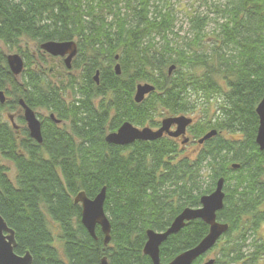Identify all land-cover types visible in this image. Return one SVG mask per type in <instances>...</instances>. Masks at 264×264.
Returning <instances> with one entry per match:
<instances>
[{"label":"trees","instance_id":"trees-1","mask_svg":"<svg viewBox=\"0 0 264 264\" xmlns=\"http://www.w3.org/2000/svg\"><path fill=\"white\" fill-rule=\"evenodd\" d=\"M158 1L0 0V43L7 50L23 39L38 47L77 46L72 69L79 74L62 89L43 69L45 54L19 51L24 70L14 79L0 48L6 99L0 104V216L14 232V253L28 252L33 264H99L103 257L108 264H152L142 252L146 231L164 232L184 209L198 208L220 178L224 199L216 221L228 230L212 249L218 253L213 264H264V150L255 144V108L264 93V0L213 5L219 17L208 50L207 17L191 16V37L171 45L175 17ZM138 84L154 87L139 104L133 101ZM19 100L48 113L37 115L40 144L6 119V112L20 109ZM182 115L192 118L191 141L218 133L191 152L168 136L124 147L104 140L124 122L155 130L162 119ZM16 120L25 124L21 115ZM4 162L13 165V180ZM102 188L107 246L99 227L96 239L88 234L73 202L79 192L93 199ZM207 232L200 220L186 223L162 243L160 262L193 248ZM193 264H204V256Z\"/></svg>","mask_w":264,"mask_h":264},{"label":"water","instance_id":"water-1","mask_svg":"<svg viewBox=\"0 0 264 264\" xmlns=\"http://www.w3.org/2000/svg\"><path fill=\"white\" fill-rule=\"evenodd\" d=\"M40 49L47 53L48 56L64 57V63L67 69H70V63L77 55V46L74 41L70 42H46L40 45ZM117 59V57H116ZM7 67L14 77L17 79L24 70L23 59L18 54H10L6 56ZM173 67L168 70L171 73ZM119 66H115V74L119 75ZM98 72L94 76V80L98 81ZM154 91V87L150 84H138L135 87L133 101L137 104L141 103L144 98ZM5 96L0 92V104L5 103ZM20 113L26 125L29 137L40 144L42 142L41 124L37 114L30 109L22 100L18 102ZM255 114L258 118V126L255 135V144L260 151L264 150V93L258 105L255 108ZM54 120L53 115L49 116ZM8 119L12 122V116L8 115ZM56 123L58 121L55 120ZM192 124V119L186 116L166 117L160 121L157 129L149 127L137 128L128 122L120 125L117 131L105 136V142L115 146H129L136 141L150 142L168 136L174 139L181 138V144L187 143L185 137L187 128ZM12 127L16 126L12 122ZM216 135V131L212 130L206 133L197 141L201 145L204 141ZM223 179L220 178L214 190L200 198V206L196 209H184L169 225L164 232L146 231V242L143 246V254L147 256L152 264H162L159 258V248L170 235L177 234L184 228L186 223L194 220H200L208 226L206 236L193 248L186 250L177 255L167 264H193L194 261L208 253L217 244L219 239L227 232L228 225L216 221V214L223 207ZM105 188H102L99 193L93 198L86 197L84 192L77 193L74 198V204L81 208L80 222L86 229L88 234L96 239L95 229L99 227L103 235V245L107 246L110 241V223L104 212ZM15 238L14 232L7 227L4 220L0 216V264H33L32 258L28 252L23 255L14 253ZM99 264H108L106 257L100 260ZM204 264H213V260H207Z\"/></svg>","mask_w":264,"mask_h":264},{"label":"rangeland","instance_id":"rangeland-1","mask_svg":"<svg viewBox=\"0 0 264 264\" xmlns=\"http://www.w3.org/2000/svg\"><path fill=\"white\" fill-rule=\"evenodd\" d=\"M153 1L156 2L158 0H153ZM158 2L162 4L166 3V5H168V7L172 9V12L175 17L174 27L172 29L173 33L168 36V38L171 41V45L175 44L179 46L182 44V41L185 38L187 39L191 37V33H190L191 28L189 24V19L191 16L198 13L200 15L207 17V20H206L207 26L205 28V38L203 39L204 40L203 49L208 50V45L213 43L214 36L212 35V31L213 29H215L216 21L219 17V14L216 13L215 6L213 5L225 3L226 2L225 0H162ZM176 35L179 38H176ZM156 38L157 39L155 42H157V44L160 45L161 44L160 38L159 37H156ZM0 48L6 53V55L19 54V51H21L22 53L28 54V55H32V56H36L39 53L38 46L34 42H31L26 39L20 40V42L16 45V48H14L11 51L7 50V48L3 46L1 43H0ZM40 53L43 54L42 52ZM45 57H46V60H48L47 56ZM44 67L48 69V61ZM32 68H33V65H32ZM46 69H45V73H46ZM78 74H79L78 70L71 69L70 76H77ZM63 97L70 98L69 92L64 91ZM35 113L41 117H47L48 115V113L41 111V110H35ZM6 114H11V115L14 114L16 116L17 113L15 111H8L5 113V115ZM14 124L18 128V131H17L18 133L20 132L19 130H21L22 128H26V125L20 124L16 120V117L14 119ZM224 135L225 137L228 138V135L226 133ZM196 147L197 146L195 145V142H193L191 145L187 146L186 148H183V151L191 152ZM4 164L9 169V173H8L9 179L13 180L14 179L13 165L9 162H4ZM217 256H218L217 250L209 251L204 258V263L207 260L215 259Z\"/></svg>","mask_w":264,"mask_h":264},{"label":"flooded vegetation","instance_id":"flooded-vegetation-1","mask_svg":"<svg viewBox=\"0 0 264 264\" xmlns=\"http://www.w3.org/2000/svg\"><path fill=\"white\" fill-rule=\"evenodd\" d=\"M46 56L48 58V60H47L48 61V69H46V67H43V69L44 70L46 69V74H47V76L50 79V83L53 86H55L57 89H62L63 87H65V84L68 82V80L70 78V71L72 69L73 60L70 63V69H67L66 68V65L64 63V59H65L64 57H54V58H52V57H50L48 55H46ZM17 114L18 115H21L20 109L17 111ZM9 115H11V114H9ZM15 117L16 116L13 114L12 115V122L13 123H14ZM21 117H22V115H21ZM9 122H10V120H9ZM12 122H10V123L12 124ZM17 129L18 128L16 127L15 130H17ZM217 133L218 132H216V134ZM185 137L188 139V141H187V143H185L183 145L184 148H186L187 146H189V145H191L193 143V141H191L190 138H189V136H188L187 130H186V133H185ZM176 140H178L179 142H182V139L181 138H177ZM197 141L195 142V145L196 146H200V145L197 144ZM206 255H207V253L205 255H203L204 258H205Z\"/></svg>","mask_w":264,"mask_h":264},{"label":"bare ground","instance_id":"bare-ground-1","mask_svg":"<svg viewBox=\"0 0 264 264\" xmlns=\"http://www.w3.org/2000/svg\"><path fill=\"white\" fill-rule=\"evenodd\" d=\"M68 42H70V41H68ZM38 49H39V52H42V53L45 54V55L47 54L46 52H44L43 50L40 49V46L38 47ZM6 56H7V55H6ZM116 57H117V56H115V58H114L115 60H117ZM115 66H116V65L113 66V70H114V72H115ZM6 119L9 121V119H8L7 116H6ZM26 130H27V129H26Z\"/></svg>","mask_w":264,"mask_h":264}]
</instances>
